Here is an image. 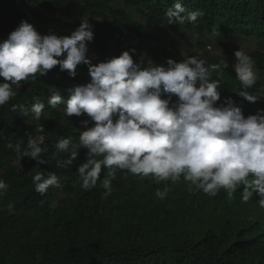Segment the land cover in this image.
<instances>
[{
  "label": "trees",
  "instance_id": "1",
  "mask_svg": "<svg viewBox=\"0 0 264 264\" xmlns=\"http://www.w3.org/2000/svg\"><path fill=\"white\" fill-rule=\"evenodd\" d=\"M175 2L0 0V42L21 20L34 25L42 35H70L80 23L76 16L88 17L94 31V40L88 44L93 64V51L105 61L131 48L136 49L134 61L142 58L145 64L150 60L161 65L169 58L179 62L186 56H197L209 65L227 63L229 67L222 69L220 77L221 96L231 97L245 111L251 110L257 102L249 103L236 95L241 85L232 65L236 62L234 52L242 48L224 38L264 44V0H180L186 12L201 10L204 15L195 25H168L165 13ZM41 8L55 17L44 14ZM194 36L197 43L213 38L221 53L199 54L194 50L198 49ZM248 54L255 61L258 79L247 91L260 99L264 95V52ZM212 78L217 79L218 73L213 72ZM88 82L84 65L78 66L74 79L57 67L47 77L22 82L17 97L0 107V179L9 186L0 195V264H264V209L255 194L248 203H242L240 189L232 201L223 189L216 197L189 193L181 179L174 185L169 182L171 191L160 200L155 196L158 186L151 174L142 178L117 169L111 195L104 198L99 181L91 190L80 186L76 171L85 162L86 150L80 151L73 166L56 167V160L67 155L59 153L53 159L55 142L67 137L78 142L79 133L73 129L83 131L80 121L86 117L68 120L61 110L63 105L52 109L47 99L53 86L65 89ZM63 95L67 99L66 93ZM34 97L46 106L47 117L38 123L44 125V134L50 139L42 155L48 163L37 166L36 161L25 157L15 165L17 154L6 147L7 143L23 141L25 148L26 133L35 135L36 124L30 111L27 115L12 111V104L30 107ZM35 171L55 172L63 188L50 187L41 196L32 183ZM106 175L107 169H102L100 179ZM56 192L66 193L68 198L52 209Z\"/></svg>",
  "mask_w": 264,
  "mask_h": 264
},
{
  "label": "clouds",
  "instance_id": "2",
  "mask_svg": "<svg viewBox=\"0 0 264 264\" xmlns=\"http://www.w3.org/2000/svg\"><path fill=\"white\" fill-rule=\"evenodd\" d=\"M203 15L201 10L186 12L180 0L165 13L168 25H195ZM212 35H217L215 29ZM93 40V24L88 17H81L70 35H42L34 25L21 20L0 42V107L17 97L22 82L40 80L57 67L74 79L78 66L87 67L90 82L65 89L53 86L47 99L52 109L63 105L61 110L68 120L86 117L80 121L83 131L73 129L79 133L78 142L72 137L55 142L53 159L59 153L67 155L56 160V167L73 166L83 149L85 162L76 171L80 186L91 190L99 181L104 198L111 195L119 169L142 178L151 174L158 186L155 196L160 200L171 191L169 182L174 185L183 179L189 193L216 197L223 189L232 201L240 189L242 203H248L255 194L264 209V108L245 117L240 104L221 96L220 77L222 69L229 67L227 63L209 65L197 56H186L179 62L169 58L165 64L150 60L145 64L142 58L134 61L136 49L131 48L93 64L88 48ZM248 53L235 51L232 67L241 85L236 95L254 104L260 99L247 89L258 77L255 61ZM213 72L218 73L217 79L212 78ZM45 107L43 100L34 97L30 107L12 104L11 110L25 115L30 111L32 119L40 121L47 115ZM35 133H26L25 148L23 141L7 143L6 147L17 154L15 165L25 157L36 161L37 166L48 163L42 158L50 146L44 125L37 124ZM46 139L48 145L42 147ZM102 169H107V175L101 180ZM32 183L41 196L50 187L63 188L55 172L35 171ZM8 187L0 179V195ZM57 206V201L50 204L52 209Z\"/></svg>",
  "mask_w": 264,
  "mask_h": 264
},
{
  "label": "rangeland",
  "instance_id": "3",
  "mask_svg": "<svg viewBox=\"0 0 264 264\" xmlns=\"http://www.w3.org/2000/svg\"><path fill=\"white\" fill-rule=\"evenodd\" d=\"M40 11H42L46 15H49L52 18L55 17L54 15H50L49 11L44 9V8H41ZM76 17L80 21L81 17H78V16H76ZM132 17L137 19V20H141L138 16H136L134 14H132ZM36 27H39V26L36 24ZM192 39H193V42L196 43L197 48H198V49H194V50L199 52V54L206 53L207 55H219L221 53L220 50L216 47L215 43L213 42V40H212L213 38L212 39L208 38V39L202 41V43H197L199 41L197 36H194ZM224 40L230 44H233V45L239 44L241 46V48L243 50H245L246 52H252V51H263L264 52V44H262L261 42L242 41V40H239V39H236L233 37H225ZM92 55L94 57H96V59H97V61L94 64L102 62L101 58L99 57V55L95 51L92 52ZM261 108H264V95L260 96V100L257 102V106H255L253 109H251L249 111H245L242 109V111H243L245 117H247V115H249V114H255L257 109H261ZM59 110L60 109H57V111H59ZM32 123L36 124V125L39 124L38 121H34V120ZM55 194H56V196L54 197V201H57V202H61L62 200H65L68 198V195L66 193L56 192Z\"/></svg>",
  "mask_w": 264,
  "mask_h": 264
},
{
  "label": "built area",
  "instance_id": "4",
  "mask_svg": "<svg viewBox=\"0 0 264 264\" xmlns=\"http://www.w3.org/2000/svg\"><path fill=\"white\" fill-rule=\"evenodd\" d=\"M48 145V140L46 139L44 142V145H42V147H46Z\"/></svg>",
  "mask_w": 264,
  "mask_h": 264
}]
</instances>
